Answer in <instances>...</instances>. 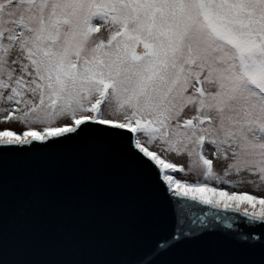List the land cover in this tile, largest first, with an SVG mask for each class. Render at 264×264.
<instances>
[{"label":"snow or ice","instance_id":"obj_1","mask_svg":"<svg viewBox=\"0 0 264 264\" xmlns=\"http://www.w3.org/2000/svg\"><path fill=\"white\" fill-rule=\"evenodd\" d=\"M0 124V174L94 134L161 191L264 230V192L240 190L264 186V0H0Z\"/></svg>","mask_w":264,"mask_h":264},{"label":"water","instance_id":"obj_2","mask_svg":"<svg viewBox=\"0 0 264 264\" xmlns=\"http://www.w3.org/2000/svg\"><path fill=\"white\" fill-rule=\"evenodd\" d=\"M243 221L161 191L94 134L11 157L0 174L10 264H257L264 230Z\"/></svg>","mask_w":264,"mask_h":264},{"label":"rangeland","instance_id":"obj_3","mask_svg":"<svg viewBox=\"0 0 264 264\" xmlns=\"http://www.w3.org/2000/svg\"><path fill=\"white\" fill-rule=\"evenodd\" d=\"M105 35H106V33H105ZM4 126L5 125L0 124V127H4ZM6 126L10 127V128H14L16 130H20V128L22 127V125H20L18 123H10V124H8ZM169 155H170V159L172 161H174L178 165H183V167L185 169V173L186 174L185 173H180V174H178V178L186 179L188 181H195L198 178L197 170H192V171L188 170L189 166H188L186 158L177 156L174 153H170ZM218 166L219 165H216V167H218ZM211 183L214 184L215 181L213 180V181H211ZM240 190L241 191H247V192H250V193H258V192H264V186H261V188L257 189L252 184L245 183V184L240 186Z\"/></svg>","mask_w":264,"mask_h":264}]
</instances>
